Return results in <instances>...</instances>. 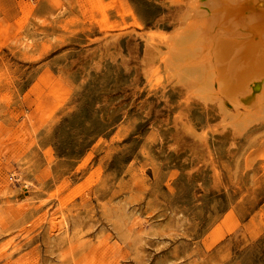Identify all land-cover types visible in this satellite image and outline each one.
<instances>
[{"label": "rangeland", "instance_id": "1", "mask_svg": "<svg viewBox=\"0 0 264 264\" xmlns=\"http://www.w3.org/2000/svg\"><path fill=\"white\" fill-rule=\"evenodd\" d=\"M70 3L0 0V264H264V125L147 82L167 0Z\"/></svg>", "mask_w": 264, "mask_h": 264}, {"label": "bare ground", "instance_id": "2", "mask_svg": "<svg viewBox=\"0 0 264 264\" xmlns=\"http://www.w3.org/2000/svg\"><path fill=\"white\" fill-rule=\"evenodd\" d=\"M167 3L176 8L172 32L145 39L142 69L147 82L177 88L196 107L215 111L222 131L233 137L264 125V0ZM39 218L50 238L68 228L62 214L47 210Z\"/></svg>", "mask_w": 264, "mask_h": 264}]
</instances>
